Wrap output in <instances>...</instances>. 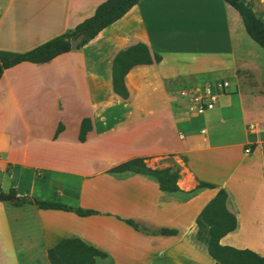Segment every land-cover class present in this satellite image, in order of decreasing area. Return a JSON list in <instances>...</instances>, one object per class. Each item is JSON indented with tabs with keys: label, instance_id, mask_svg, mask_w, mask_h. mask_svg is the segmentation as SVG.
<instances>
[{
	"label": "crops",
	"instance_id": "0c3cea01",
	"mask_svg": "<svg viewBox=\"0 0 264 264\" xmlns=\"http://www.w3.org/2000/svg\"><path fill=\"white\" fill-rule=\"evenodd\" d=\"M103 1L0 0V50L23 52L65 33L91 16ZM246 1L258 17L253 4L264 2ZM245 34L238 12L223 0H138L80 48L46 62L24 61L4 69L0 77V170L29 169L31 175L28 183L19 179L5 190L0 184V192L8 195L14 189L16 196H27L32 203L16 206L12 199L0 200V264H50L47 249L71 237L106 253L104 258L96 257L94 264H215L196 237V217L218 188L228 192L227 208L237 218L235 230L220 243L263 255L264 139L256 129L247 130L253 123L246 118L241 119L242 135L233 136L224 118L232 107L228 98L202 113L200 133L195 132L192 119L198 115L187 113L179 95L180 90L197 86V79L208 81L203 83L220 80L218 71L231 72L243 84L245 77L238 72H250L255 84L245 86L261 91L255 62L243 49ZM137 42L160 60L128 71L124 77L128 95L123 98L113 90L112 62L121 49ZM176 79L185 86L177 89L180 86L172 83ZM230 89L221 94L238 92L237 83ZM85 103L91 110L78 117L76 135L84 117L90 118L91 129L84 142L78 140L79 147L91 137L102 140L117 132L130 137L122 144L129 151L109 156L101 168L92 170L88 159L75 158L73 147L62 144L67 125L57 119L50 137L58 145L51 149L49 161L32 160L26 150L20 158L6 155L10 141L3 123L11 115L27 121L51 108L58 114L65 105ZM116 109L121 114L115 118ZM169 109L172 130L165 124L164 112ZM261 119L255 124H264V116ZM59 124L62 129L54 137ZM167 153L183 158L176 182L180 192H165L155 179L140 173L107 171L135 157L145 158L151 168H165L160 159ZM197 179L215 187L195 189ZM63 198H72L76 205L62 202ZM35 199L99 213L80 216L41 209ZM120 218L133 219L149 230L176 229L177 234H145ZM255 227L262 235L253 240L260 249L237 239Z\"/></svg>",
	"mask_w": 264,
	"mask_h": 264
},
{
	"label": "trees",
	"instance_id": "16d2710c",
	"mask_svg": "<svg viewBox=\"0 0 264 264\" xmlns=\"http://www.w3.org/2000/svg\"><path fill=\"white\" fill-rule=\"evenodd\" d=\"M223 1L238 12L248 36L264 49V20L255 15L246 0ZM137 2L138 0H105L96 7L91 16L83 19L73 29L65 33L54 36L23 52L0 50V77L4 69L20 62H46L59 54L70 51L71 40L81 34L82 40L77 46V48H80L93 39L103 28L123 16ZM159 60L160 56L158 54L151 56L147 46L140 42L121 49L112 62L113 90L121 97L126 98L128 92L125 87L124 77L128 71L135 65L150 64ZM61 129L62 125L59 124L55 130L54 137L57 136ZM90 129V118H82L77 139L80 142H84ZM107 171L116 174L124 172L140 173L155 179L159 188L165 192H180L176 183L179 178V168H151L146 165L143 157L125 160ZM214 187L215 185L211 182L197 179L195 189ZM8 195L12 197L13 205L32 203V200L27 196H16L14 189H11ZM227 198L228 192L224 188H218L215 195L204 205L196 217L197 239L206 246L207 252L215 264H264V254L259 255L248 248H235L220 243V239L234 231L237 226L235 214L227 208ZM34 203L41 209L71 211L80 216L99 213V211L92 208L70 207L59 201L35 199ZM120 219L136 231L145 234H177L176 229L160 228L158 230H149L133 219ZM96 257L104 258L106 253L74 237L63 238L47 249V258L50 264H94Z\"/></svg>",
	"mask_w": 264,
	"mask_h": 264
},
{
	"label": "rangeland",
	"instance_id": "374dc122",
	"mask_svg": "<svg viewBox=\"0 0 264 264\" xmlns=\"http://www.w3.org/2000/svg\"><path fill=\"white\" fill-rule=\"evenodd\" d=\"M255 1H263L264 0H255ZM254 0H252V3ZM250 5V4H249ZM256 14L262 20H264V4L257 5L253 4ZM246 42L243 43L244 51L248 52V56L252 61L255 62L256 65V76L259 80V83L263 86V89L260 91L258 88H248L245 84H255V80L253 74L250 72L241 73L238 72V76L245 77V84L239 81L237 77L233 76V74L229 71H218L216 73L217 79H226L231 84L237 83L238 92L228 93V94H219L217 98V102L215 108L219 107L222 103V99L228 98L232 107L230 112L225 113L224 118L228 121L227 123L232 128L233 136L240 137L242 135V124L241 119L246 118L253 125H248L247 130L251 131V129H256V132L261 134L262 139H264V124L256 122L262 120L261 118L264 116V49L261 48L257 43H255L251 38H249L246 34ZM205 79H197V86L204 84ZM175 86H180L177 89L185 86L184 81L176 79L172 81ZM171 83V85H172ZM103 92V91H102ZM106 92V91H105ZM103 92V94H105ZM177 90L174 91V94ZM107 94V93H106ZM99 101V100H97ZM85 102H87L85 100ZM178 102L183 106V101ZM90 106L88 103H85L83 106H74V105H65L60 113L56 114L53 108L48 111V113L41 115L40 117H34L27 121L22 120L17 115H11L10 120L6 123H3L4 128L6 129L9 135L10 146L6 155L12 156L15 158H20L23 151L26 150L29 157L33 158L32 160H46L50 159V151L54 146L58 144L51 143V132L53 130V126L57 119H61L67 125V131L65 136L62 138V144L67 147H73L74 157L88 159L93 169L101 168L105 161L111 155L123 154L128 150L127 147H123L122 144L126 140L130 141L129 136L121 135V133L110 132L106 136H103L99 140V138L91 137L87 145L83 147L80 146V142H78L76 130H77V119L83 114V112H90ZM186 110V109H185ZM188 110V109H187ZM171 110H166L165 115V124L169 126V130L173 129V116L170 113ZM113 117H118L121 114L120 109H116L114 111ZM191 116H196L195 113L187 112ZM205 114H200L192 119L193 125L195 126V132L200 133V123L202 122V118ZM109 121V120H108ZM252 135V133H250ZM44 152L41 154L40 152ZM97 158L95 160V158ZM94 158V159H93ZM31 160V159H30ZM162 163L166 167H170L172 169L180 168L179 162L183 160L182 157L174 153H167L162 156L160 159ZM77 161V160H76ZM75 161V162H76ZM85 162V160H84ZM78 163V162H77ZM75 165H77L75 163ZM43 174V172H42ZM31 171L29 169H22L18 171V168L15 172L9 173L6 171L0 170V184L4 188L11 182H18L19 179L22 184L28 183L30 180ZM67 177V176H66ZM67 178H71L68 176ZM18 184V183H17ZM5 193V192H2ZM62 202L68 205H76V201L72 198H63ZM254 232L252 233H241L238 235L237 239L241 241H246L253 247L260 249V244L254 242L258 241L261 238V233L257 231V227L253 228Z\"/></svg>",
	"mask_w": 264,
	"mask_h": 264
},
{
	"label": "built area",
	"instance_id": "2783aa9c",
	"mask_svg": "<svg viewBox=\"0 0 264 264\" xmlns=\"http://www.w3.org/2000/svg\"><path fill=\"white\" fill-rule=\"evenodd\" d=\"M230 87L231 84L228 80L220 79L213 83H204L189 89H182L179 91V95L184 99L188 111L199 115L214 108L218 95L230 92ZM245 151H248V148Z\"/></svg>",
	"mask_w": 264,
	"mask_h": 264
},
{
	"label": "water",
	"instance_id": "95a60500",
	"mask_svg": "<svg viewBox=\"0 0 264 264\" xmlns=\"http://www.w3.org/2000/svg\"><path fill=\"white\" fill-rule=\"evenodd\" d=\"M81 40H82V35L81 34L78 35L77 37H75L74 39H72L71 42H70V48L71 49H76L78 44L81 42ZM10 199H12L11 196L0 192V200H10Z\"/></svg>",
	"mask_w": 264,
	"mask_h": 264
}]
</instances>
